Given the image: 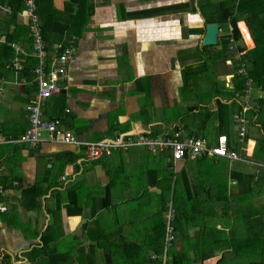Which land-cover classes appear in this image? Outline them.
Returning a JSON list of instances; mask_svg holds the SVG:
<instances>
[{
    "label": "crops",
    "instance_id": "1",
    "mask_svg": "<svg viewBox=\"0 0 264 264\" xmlns=\"http://www.w3.org/2000/svg\"><path fill=\"white\" fill-rule=\"evenodd\" d=\"M203 5L201 0H43V19L51 28L45 32V39L42 34L46 70L71 37L76 39V46L65 79L59 83L60 90L42 101V117L60 118V127L81 141L112 138L121 132L170 136L181 130L203 135L209 145L216 143L218 135L229 133L231 118L236 133L227 135L228 145L238 150L242 158L238 162L255 164L254 172L231 168L222 159L232 160L210 155L181 160L176 172L169 150L150 152L142 146L102 154L96 161L85 160L83 147L53 142L48 133L34 146L22 141L6 142V138L17 137L29 127L25 105L36 95L33 76L37 59L32 55V43L23 40L26 36H21L23 30L18 26H28L23 10L17 22H11V7L0 1V33L6 32L1 34L0 51L7 32L18 36L24 49L20 55L23 67L28 68L30 62L34 65L31 78L21 73L23 68L15 72L0 65V180L4 185L17 182L8 186L3 200L0 196V202L8 207L0 213V264H46L47 260L61 264L63 258L71 264H150L147 257L161 249L164 242L157 224L156 232L151 230L152 208L165 202L166 207L175 204L178 218H187L194 214L188 193L200 196L204 208L196 206L198 214L186 222L177 219V239L167 250L169 256L184 252V264H216L224 254V264H239L236 255L226 250V244L233 241L231 221L241 223L238 219L242 217L251 228L255 216L264 219L263 209L256 212L249 206L250 195L264 193V188L248 186L264 179L259 175L264 166L251 160L258 142L245 137L246 141L236 143L237 125L232 116L237 109L232 107L229 115L226 113L227 119L219 120L215 99L221 97L224 103H231L232 96L227 99L217 95L216 87L207 91V97L212 96L207 104L188 101L189 114L182 126L173 124L168 128L163 124L165 112L180 104L186 93L195 96L205 92L200 81L212 66L219 65L224 89L232 86L240 90L233 81L238 75V62L234 63L237 57L228 53L213 59L206 55L202 38L209 22L202 14ZM64 24L68 25L62 30ZM219 37L223 38L222 32ZM216 43L222 46L220 41ZM57 49L59 54H55ZM48 51L53 58H48ZM229 59L232 64H228ZM230 66H234L233 73ZM230 75L233 78L227 86ZM258 89L257 94H261L252 98L247 112V128L251 124L249 111L258 109L253 101L264 97V91ZM259 119L253 117V124ZM214 129L217 131H211ZM67 152L75 155L74 161L62 167ZM199 158H210L212 164L197 162ZM209 166L213 172L208 169L200 174ZM235 171L239 175H234ZM237 184L239 189L228 188ZM246 187L250 190L245 191ZM225 195H233L232 202H218ZM56 206L60 208L57 214ZM67 209L79 211L68 213ZM252 210L255 216H251ZM104 219H109V224ZM51 220L66 231L58 238L41 232L45 226L50 228ZM248 233L251 236L254 230ZM64 234L68 235L65 242L70 244L65 252L59 254L53 245L56 250L45 253L39 246L42 237L51 244L54 240L64 241Z\"/></svg>",
    "mask_w": 264,
    "mask_h": 264
},
{
    "label": "built area",
    "instance_id": "2",
    "mask_svg": "<svg viewBox=\"0 0 264 264\" xmlns=\"http://www.w3.org/2000/svg\"><path fill=\"white\" fill-rule=\"evenodd\" d=\"M38 0H24L25 8L23 10L28 20L29 34L32 39V55L37 59V65L34 68L36 74L35 81L37 82V93L30 103L25 105L28 111L29 127L23 135L12 138L13 141H22L34 146L40 142L44 133H48L51 141L59 142L73 147H83L84 156L88 159H95L100 155L110 153L114 149H123L129 146H147L152 151L169 150L173 162L181 161L186 158L195 159L203 155L214 157H224L232 161H242V158L228 145V136L220 134L216 138L217 141L213 145H209L208 139L203 135L197 136L193 133L186 134L179 130L170 136H148L143 132H121L115 134L112 138H104L102 140L81 141L69 130H64L60 127V118L54 117L50 120L42 118L41 105L42 101L60 90V81L65 79L68 61L74 58L75 45L69 41L68 45L62 47V53L52 62V67L46 70L47 51L45 43L42 39V29L40 26L39 16L37 14ZM10 10L9 7H5ZM231 34V30H229ZM75 38H72L74 40ZM231 42L230 49L236 51V57L240 64L237 73L247 75L245 61L242 59L246 54L247 48H238L235 45V39L232 35L229 36ZM10 46L16 55L7 61V67L15 72L20 71L23 67L21 54L24 53L21 42H10ZM60 46V45H59ZM228 64H232V60H228ZM233 75L227 76L226 85L229 86V81ZM231 82V81H230ZM252 78L247 76L244 80V86L240 90L233 93L231 101H238V108L232 116L234 124L237 125V134L235 141L241 144L245 141L247 129V112L250 109L252 100L251 88ZM231 88H233L231 86ZM261 92H259L258 97ZM5 205L0 204V210L4 211ZM174 209L171 204L167 205V219L165 222L164 245H163V261L162 264H170L167 261L166 252L172 246L174 240L173 219Z\"/></svg>",
    "mask_w": 264,
    "mask_h": 264
},
{
    "label": "trees",
    "instance_id": "3",
    "mask_svg": "<svg viewBox=\"0 0 264 264\" xmlns=\"http://www.w3.org/2000/svg\"><path fill=\"white\" fill-rule=\"evenodd\" d=\"M0 1L1 2H6L11 7L8 19L11 22H15V21L17 22V16H18L19 12H21L25 8L24 0H0ZM37 4H38L37 5L38 14L40 16V22H41V27H42V34H43V37L45 39V36H46L45 32H49L51 28H50V24L45 19H43V13H45L41 9V6L43 7V0H38ZM215 6H216L217 9H219L217 17H214V18L213 17H207V21L208 22H216L218 24V28L222 27L220 24L226 25L231 30V34H227L220 41V43L222 44V47L223 48H227L228 51H229V52L228 51H224L223 52L224 55L222 57H226V54H228V53H229L228 56H231V57L233 56L234 57V55H232V52H233V54L235 53V56H236V51L230 49L231 42L229 40V36L232 35L235 40H239L240 39V33H239L238 29H237V22L238 21H239L238 27H239V29H240L242 34L244 32L243 37H244V40H245V42L247 43L248 46H252L253 45L252 38H251L252 36L250 37V34H251V30L254 28V25H255V28H257V27L259 28V34H260L259 35V40L254 41L255 42V46L253 48L247 50L248 53L249 52H256L257 56L252 58V57H249V55H247L248 60H245L244 56L247 54V52H246L245 55H243L242 59L245 61V67H246L247 75H241V74H239V75L243 79L242 81H244L247 76L251 77L252 80L254 81V83H256V86L260 87L264 91V0H237V6H243V7H247L248 6V8L250 7V9L248 10V14L245 17H243V18H240L237 15H235V13H232L231 9L229 10L227 5H225L223 2H218V4H215ZM216 12H217V10H216ZM211 14L215 15L216 13H211ZM258 17H259V19H257ZM241 20H243V21H241ZM243 22L246 23L250 34L247 31L246 25ZM67 25L68 24H64L61 27L62 30H65L67 28ZM18 26H20L22 28V30H23L21 36L22 37L26 36V39H23V40H28V42L32 43V39H31V36L29 34V29H30L29 25L26 26L27 29H25L23 25H19L18 24ZM46 29H48V30L46 31ZM3 33H6V32L0 33V38H1V34H3ZM6 35L7 36H6V38H4V41H3L4 47H2L1 51H0V53H1L0 62L2 63L0 65H2V67H4V65H5V67H7V64H6L7 62L6 61L10 57L16 55V53L14 52L12 47L10 46V42H12V41L17 42V41L20 40V37L11 36L8 32H7ZM72 38L73 37H71L68 41H72L73 44L76 46V39L72 40ZM68 41H66V45H68V43H69ZM257 43L261 47H258ZM238 48H240V47L238 46ZM59 53H60V51H58V49H57V52L55 54H59ZM53 56L54 55H49V51H48V58L49 59L51 57L53 58ZM21 57H22V55H21ZM3 62L4 63L6 62V63L4 64ZM27 62H29V60H27ZM27 62H24V65H26ZM50 64L51 63H48V66H50ZM33 66L34 65L31 64V62H30L29 67L28 68H26L25 66L22 67L23 68L21 70L22 72L21 71L20 72L24 73L26 75V77H30L31 78L33 76V74L30 73V69ZM237 68H240V64L239 63H237ZM35 76H36V74H35ZM35 76H33V79H34ZM33 79H32V81H33ZM33 82H35V81H33ZM236 84H237V88L238 89H241V87H243V85H244V84L242 85L241 82L236 83ZM36 93H37V87H36L35 94ZM30 102H31V100L28 103H30ZM253 103H254L253 106H258V109L252 108L249 111V112H251V114L249 116V119L251 118L250 120H251V124H252L253 123V117L259 116L260 118H262V119H259L257 121L258 124H254V125L255 126H259L261 128V130H262L261 136L257 138V142H258L257 145H259V149H263L264 150V97L260 98V99H257V100H254ZM215 105H216L215 109L218 110L217 117H219L220 121L224 122L227 119V117H228L226 113H228V115H229L230 108H232V107L234 108V106H235V109L238 108V101L233 99L231 101V103H229L228 101L224 103L222 101V98L218 97V98L215 99ZM43 119L44 120H48V119H45V118H43ZM28 120H29V116H28ZM249 124H250V122H249ZM176 131H174V132H176ZM24 132L19 134L17 137L23 135ZM14 138H16V137H14ZM246 138L248 139L250 137L247 136V134H246ZM11 139H12V137L6 138L5 140H7L6 142H12L13 140H11ZM138 148H140V147H138ZM141 148H145L146 150H148L150 152H153L147 146H142ZM116 150H120V149H114L108 154L104 153L102 156L111 155L112 152H114ZM66 155H68V158L64 161V163L62 164V167H63V165L74 161V156L75 155L73 153L67 152ZM83 159L96 161L94 159H88V158H83ZM260 168H261V170H260V174L259 175H260V177L262 179V178H264V167H260ZM234 175L237 176L239 174H237L236 171H235ZM3 183H4V180L3 181L0 180V196H1V200H3V197L5 195L7 196V194H8V192H9L8 186L9 185L14 186V185H16L17 182L12 180L9 185H4ZM248 186H250V188H251L252 187V183H250ZM250 188L248 189V187H246L245 191L250 190ZM187 197L191 198L190 201H192V205L190 207L193 210L194 214L188 216L187 218L186 217H184V218L182 217V219H180V218H178L179 216L176 213L175 208H173L174 211H175V213H174V220L175 221H177V219H178V220H183V221L186 222L187 219H190L191 217L194 218L198 214L194 210V208L196 206L199 207L200 209L204 208L201 205V201H199V200H201L200 196L196 195L195 193L194 194L188 193ZM0 204L5 205L4 211L0 210V213L1 212H6L8 210L7 205L4 204V203H1V202H0ZM59 209L60 208L58 206H56L55 214L59 213ZM67 211H68V213H77L79 211V209H77V210H73V209L69 210V209H67ZM255 215H256V213L253 212V210H252L251 211V216H255ZM255 217L253 218V221L250 224L251 228L250 227L248 228V230H254V233L251 236L249 235L247 238L241 239V241H238V243L235 241V239L232 238L233 239L232 246H234L233 242H235V245H236V246H234L232 248V252H233V254L236 255V258L239 259L238 260L239 264L242 263V262H245V264H264V219H262V221H260L259 218H255ZM197 228H198V225H197ZM46 230H48V229H46ZM46 230L43 233L44 236L46 235V233H45ZM173 233H174V240H173L172 245H174V243H175L174 241H175V239H177V226H176V223H173ZM42 243H43V246L41 245L40 247H41V249H43V251L45 253L46 252H54L56 250L52 246L48 245L47 242H42ZM163 245H164V242H162V244H161V247H160L161 249H159V250L157 249L155 251H152L149 254V256L147 257V260H150V264H162V261H163L162 253H163V248H164ZM241 249L242 250L251 249V251H250V253L248 255L247 254L243 255L240 252ZM224 256H226V255L223 254L216 261V264H224L223 263ZM166 257H167V261L170 264H184L185 259H186V254L184 252H182V253H177L176 252V253H173L172 256H169V252L167 251L166 252ZM66 263L67 264H71V262H70V260L68 258H65V259L63 258L62 261H61V264H66ZM46 264H51V260L50 261L47 260Z\"/></svg>",
    "mask_w": 264,
    "mask_h": 264
},
{
    "label": "rangeland",
    "instance_id": "4",
    "mask_svg": "<svg viewBox=\"0 0 264 264\" xmlns=\"http://www.w3.org/2000/svg\"><path fill=\"white\" fill-rule=\"evenodd\" d=\"M201 1H204V5L202 6V14L204 17H217V14H218V10L215 6V3H218V2H223L225 5H227V7L229 8V10L231 9L232 13H235V15H237L238 17L240 18H243L245 17L247 14H248V10L250 9V7L248 8L247 7H243V6H237V0H201ZM208 6V8H206ZM217 10V12H216ZM211 13H216L215 15L214 14H211ZM202 16V17H203ZM259 19V17L257 18ZM244 23V22H243ZM245 24V23H244ZM222 27V29H220V31L217 32V35H219L221 32H222V36H226L225 33L223 32H227L228 31V27L226 25H222L220 24ZM246 25V24H245ZM246 29L248 31V28L246 26ZM249 32V31H248ZM244 34V32H243ZM242 34V36H243ZM250 34V32H249ZM252 36V43L253 45L252 46H248L247 43L245 42V48L247 49H251L255 46V42L256 40H259V28H255V25H254V28L251 30V34ZM250 36V37H251ZM244 38V37H243ZM245 41V40H244ZM258 44V43H257ZM235 45L240 48H244V44L242 42L241 39L239 40H236L235 41ZM207 48L206 50V55L207 57H211L213 59H217L219 57H222L224 55V51H228L227 48H223L221 45L215 43V44H211V45H206L205 46ZM258 47H261L259 44H258ZM229 52V51H228ZM232 55L235 56V53L233 54L232 52ZM247 55H249V57H255L257 56V53L256 52H247V54L244 56V59L245 60H248V57ZM235 62H238V60H234V63ZM239 63V62H238ZM231 69V72L233 73L234 71V66H230L229 67ZM199 69V68H198ZM219 70V65H216L215 67L212 66V69H210L206 74H205V77L203 80H201L200 82L202 83V86H203V90L202 91H205L203 93H195V96L193 95L192 92H189L188 94L186 93L185 94V97L182 98V102L180 104H176L175 107L171 108L169 111L165 112V119H164V122L163 124L166 125L168 128H172L173 124H178V125H183L184 123H186V116L189 114V110L187 108L188 106V101H194L196 104H200V105H205L208 103V101L211 99V97H207V91L209 89H213V87H216L217 91L219 92V96H224L226 97L227 99H230V97L232 96L233 97V93L234 91V88H225L223 87V84H222V76L219 77L220 75V72H218ZM240 75L238 74L234 79L233 81L235 83H239L242 81V78L239 77ZM258 87L256 86V83H254L253 81V84H252V88H251V96L252 98L257 97L258 96ZM186 98H188V100L186 101ZM235 108V106H234ZM231 109V108H230ZM232 110H230L229 112H231ZM249 115V114H248ZM231 118L228 119V131L229 133L227 134L228 136L232 135L234 136V134L236 133V129H235V125L232 124V121L230 120ZM194 122H197L196 120H192ZM231 121V122H230ZM192 125V124H191ZM192 128H194V126L192 125ZM211 131H217V130H211ZM246 134L247 136H249L250 138H253L254 140L257 141V138L261 136L262 134V130L259 126H255L253 123L250 124V126L247 128V131H246ZM218 137V136H217ZM245 141H246V138H245ZM257 143V142H256ZM234 146V145H233ZM234 150H236V148H232ZM240 151V150H239ZM236 152L239 154L238 150H236ZM150 155H154V156H158L154 153H150L148 152ZM214 157V156H212ZM220 158V157H218ZM208 160H210V158H199L197 160V162H202V164L206 165L209 163V165H211V161L209 162ZM251 160L254 161V162H260L259 165H262L264 166V150L263 149H259V145L256 146V149H255V152L253 154V157H251ZM222 161H225V164L226 163H229V166L231 168H236V169H240V170H244V171H247V172H250V171H255V164L253 163H241V162H238V161H228L225 160V159H222ZM180 162L182 161H176L174 164H173V168L176 172L179 171V166H180ZM214 167H218V166H214ZM208 169H210L212 172H213V169H211V167L209 166V168L207 167H204L201 171L200 174L202 173H205ZM171 173H173V171L171 169H168ZM179 183V181L177 182ZM239 185L240 184H237L236 185H229L228 188H232V190L234 189V187L236 189H239ZM254 187L256 185V187H261V188H264V180L260 181V182H254L252 184ZM133 189V188H131ZM224 200H220L218 202H223V203H229V202H232V199L234 198L233 195H225L223 196ZM249 206L250 207H254L256 212L263 209L262 211H264V193L262 196H251L250 195V200H249ZM166 203H163V204H158V205H155L153 208H152V212L154 214V218L151 219L150 221V224H151V230L152 231H155V224H157V227H158V230L161 231L162 233V238H163V235H164V231H165V222H166V219H167V207H166ZM131 205L129 206V209H130ZM175 210H176V205L174 204V207ZM128 209V211H129ZM128 211L126 213V215L128 216ZM232 215H234L233 211H232ZM238 215L240 216V211L238 212ZM237 219V218H236ZM241 219V223H236L234 221H231L232 222V226L234 227V235H233V239H235V241L238 243V241H241V239H245L247 238L250 234L248 233V225L246 222L243 223L242 221V217H239L238 221H240ZM105 221H103L105 224H109V219H104ZM109 220V221H108ZM223 220L226 222L227 219H224ZM173 223H176V221L174 220ZM64 229V228H63ZM46 230V226L43 228V230H41V232L45 231ZM181 233L183 234V230H180ZM49 232V234H48ZM66 231L62 230L61 228V225L60 223L58 224H55V221L54 220H51V224H50V228H48V230H46V236L47 235H50L54 238H58L60 235H62L63 233H65ZM156 232V231H155ZM46 238L47 237H43L41 238L40 240V243L41 242H47L46 241ZM63 240L61 241H57V240H54L53 243L51 244H48L50 246L53 247V245H55L56 249L59 251V254L62 253V252H65L67 250V247H68V244L67 241L68 240V235L67 234H64L63 236ZM176 240V239H175ZM74 239L71 240V245L74 246ZM175 242V241H174ZM225 242H228V240H226ZM220 244V243H219ZM234 246L235 245V242H233ZM70 245V244H69ZM211 245V244H210ZM226 245H228L226 247V250H230L229 252H227V254H233L232 252V241L229 243H227ZM39 246H41V244H39ZM43 246V244H42ZM174 245H172L170 247V249L173 248ZM65 247V248H64ZM43 250V249H42ZM251 251V249H246V250H240V252L245 255V254H249ZM228 264V263H226Z\"/></svg>",
    "mask_w": 264,
    "mask_h": 264
},
{
    "label": "water",
    "instance_id": "5",
    "mask_svg": "<svg viewBox=\"0 0 264 264\" xmlns=\"http://www.w3.org/2000/svg\"><path fill=\"white\" fill-rule=\"evenodd\" d=\"M239 22L237 23L238 26ZM218 24L216 22H209L205 26V33L202 38L204 45L215 44L217 41Z\"/></svg>",
    "mask_w": 264,
    "mask_h": 264
},
{
    "label": "clouds",
    "instance_id": "6",
    "mask_svg": "<svg viewBox=\"0 0 264 264\" xmlns=\"http://www.w3.org/2000/svg\"><path fill=\"white\" fill-rule=\"evenodd\" d=\"M241 21H243V20H241ZM239 22V21H238ZM237 22V23H238ZM246 24V23H245ZM247 26V25H246ZM248 28V27H247ZM220 29L221 28H219L218 29V31H220ZM237 29H238V31H239V33H240V39L242 40V42H243V44H244V47H245V41H244V38H243V36H242V33H241V31H240V29H239V27L237 26ZM229 30H230V28L228 29V31L227 32H225V34L227 35V34H229ZM249 31V30H248ZM220 35V34H219ZM219 35H217V41H221V38L219 37ZM251 36V35H250ZM224 37V36H223ZM252 38V37H251ZM249 50V49H248ZM247 52V51H246Z\"/></svg>",
    "mask_w": 264,
    "mask_h": 264
},
{
    "label": "bare ground",
    "instance_id": "7",
    "mask_svg": "<svg viewBox=\"0 0 264 264\" xmlns=\"http://www.w3.org/2000/svg\"><path fill=\"white\" fill-rule=\"evenodd\" d=\"M241 23V22H240Z\"/></svg>",
    "mask_w": 264,
    "mask_h": 264
}]
</instances>
